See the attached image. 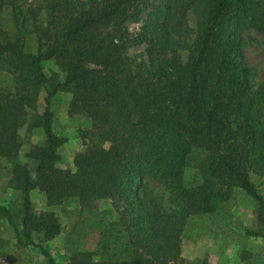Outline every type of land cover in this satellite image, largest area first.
I'll return each instance as SVG.
<instances>
[{
    "label": "trees",
    "instance_id": "trees-1",
    "mask_svg": "<svg viewBox=\"0 0 264 264\" xmlns=\"http://www.w3.org/2000/svg\"><path fill=\"white\" fill-rule=\"evenodd\" d=\"M143 21L131 38L129 23ZM249 32L264 36V0H0V74L9 79L0 90V167L12 166L10 187L23 196L0 203V219L18 247L59 264L35 239L62 236L50 209L112 200L119 220L71 264H195L183 254L186 231L196 218L226 214L237 190L258 204V230L247 236L264 240V82L255 85L242 52ZM134 43L148 46L147 62L130 58ZM48 63L59 71L48 76ZM62 93L72 95L69 114L93 124L81 132L87 150L75 172L59 167L68 140L55 132L52 103ZM39 130L46 144L27 154L33 166L20 154ZM191 167L197 184L186 179ZM37 190L46 212L36 210Z\"/></svg>",
    "mask_w": 264,
    "mask_h": 264
},
{
    "label": "rangeland",
    "instance_id": "rangeland-1",
    "mask_svg": "<svg viewBox=\"0 0 264 264\" xmlns=\"http://www.w3.org/2000/svg\"><path fill=\"white\" fill-rule=\"evenodd\" d=\"M144 21L129 23L131 38H138ZM190 22L193 28L196 27L193 15L190 17ZM35 45L36 43L28 49L30 53H37L38 49ZM242 52L247 65L256 72L255 85L262 84L264 82V36L256 32L246 33L242 37ZM128 54L133 60L147 62L148 46L144 43H134ZM45 67L48 76L59 71L54 63H48ZM8 80L6 74H0V90L8 87ZM44 99L45 94H42L41 114L46 108ZM71 100V94H59L53 100L52 109L56 115V134L68 140V144L60 150L59 167L75 172V158L87 150L81 139V132L91 130L93 124L85 115L71 116L69 114ZM27 130V126L21 129L20 134L24 139ZM45 144L43 132L36 131L31 140L25 141L20 160L35 166L36 162L29 160L26 156L32 148ZM11 169L12 166L5 161L0 167V203L7 207L13 206L23 197L21 192L10 187V179L7 176ZM197 176L196 169L191 167L187 170L186 179L191 184L199 183L200 179ZM253 180L256 182L258 178L254 176ZM149 184L158 196L164 194L161 184L157 182ZM262 192L264 194V187ZM235 195L237 202L233 208L227 210L226 214L221 217L204 216L194 220L184 238L183 254L186 259L195 264H201L204 260H208L211 264H264V240L247 236L248 232L258 230V204L242 190H237ZM33 201L39 213L50 209L46 196L39 190L33 192ZM50 210H53L62 222L64 228L62 236L52 242L40 236H36L35 239L52 253L59 264H71L72 257L77 252H94L98 247L102 229L118 221L120 217L112 200H101L92 209H83L77 202H73ZM200 244L201 249L196 250ZM10 257L15 259V264H48L40 249H20L7 221L0 219V264H13Z\"/></svg>",
    "mask_w": 264,
    "mask_h": 264
},
{
    "label": "crops",
    "instance_id": "crops-1",
    "mask_svg": "<svg viewBox=\"0 0 264 264\" xmlns=\"http://www.w3.org/2000/svg\"><path fill=\"white\" fill-rule=\"evenodd\" d=\"M199 244V243H198ZM199 246H201V244L200 245H198V247L196 248V250H200L201 248L199 247ZM207 254V253H206ZM205 254V257H207V255Z\"/></svg>",
    "mask_w": 264,
    "mask_h": 264
}]
</instances>
